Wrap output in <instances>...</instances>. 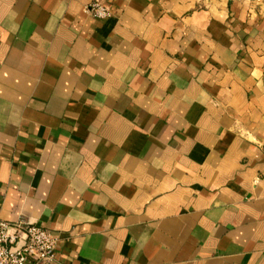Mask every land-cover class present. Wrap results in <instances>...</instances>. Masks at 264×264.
Listing matches in <instances>:
<instances>
[{
    "label": "crops",
    "instance_id": "crops-1",
    "mask_svg": "<svg viewBox=\"0 0 264 264\" xmlns=\"http://www.w3.org/2000/svg\"><path fill=\"white\" fill-rule=\"evenodd\" d=\"M20 218L49 264H264V0H0Z\"/></svg>",
    "mask_w": 264,
    "mask_h": 264
},
{
    "label": "built area",
    "instance_id": "built-area-1",
    "mask_svg": "<svg viewBox=\"0 0 264 264\" xmlns=\"http://www.w3.org/2000/svg\"><path fill=\"white\" fill-rule=\"evenodd\" d=\"M84 11L98 20L111 16L99 1L86 5ZM56 246L52 234L31 222L22 218L13 223L0 220V264H49Z\"/></svg>",
    "mask_w": 264,
    "mask_h": 264
}]
</instances>
